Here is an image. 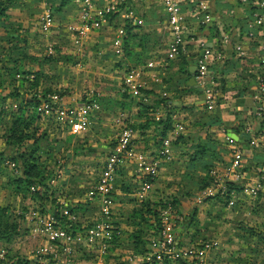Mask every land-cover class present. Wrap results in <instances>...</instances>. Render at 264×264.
I'll use <instances>...</instances> for the list:
<instances>
[{
    "label": "crops",
    "instance_id": "1",
    "mask_svg": "<svg viewBox=\"0 0 264 264\" xmlns=\"http://www.w3.org/2000/svg\"><path fill=\"white\" fill-rule=\"evenodd\" d=\"M199 1L205 2V9L199 10L195 6ZM257 1L187 0L182 5L184 24L187 27V43L182 54L187 56L188 66L195 64V59L200 53V47L197 44L199 40L203 41L214 54L212 63H210L211 67L208 70L211 79L218 80L212 83L214 97L209 107L204 100L199 99V94L203 92L199 93V90L203 89L198 85L195 78L196 86L189 85L187 83L188 79L184 80L185 76L180 70L183 66L181 55H171L168 51L169 34L164 28L165 12L161 0H69L64 5H60L59 0H0V9L3 10V14L0 15V40L6 41L7 44V46L3 44L0 48V88L8 84L5 72H11V77H14L9 82L12 81L11 84H13L14 81L15 88L27 89L25 86L23 87L25 82L21 81V78L25 75L19 72L29 69L28 78H31L35 71L42 73V77L38 79L33 91L49 87L53 91H61L64 102L80 104L84 97L81 98V101H71L70 91L59 89L60 86L63 88L67 86L64 78L66 65L69 64L73 67V72L81 73L88 81L87 89L84 91L85 94H90L91 99L89 98L86 101L97 104L95 100H100V95L103 92L100 91L101 89L98 90L100 84L97 81L90 83L95 79L93 78L94 74H97L96 77L101 74L99 72L101 67H91L89 72L87 69L89 68L88 63L83 64V62L86 58H94L95 56H103L106 60H109L113 55L117 58L118 55L115 54L112 44L115 34L120 30L123 35L125 33L123 27L126 24L132 26L130 33H134L135 36L130 37L127 41L126 47L129 52L126 53L121 48V55L125 56V62L137 58L134 62L137 65V73L136 77L131 80L132 83L130 81V84L125 86L129 88L136 86V90H143L152 98L135 97L134 99L130 95L124 96L125 104L122 108L124 112H122L121 117L125 118L127 122L132 119H141L135 114L136 109L130 108V105L132 107L135 102L152 103L154 110L162 106V113L158 114L162 117L166 116V108L165 105L158 102L159 99L165 98L167 107L169 106L168 102H170L171 105L168 108L175 107L169 110L170 128L162 138L156 136V139L161 140L158 150L163 147L165 141L168 154L166 157L164 155L158 157L160 161L156 163L155 173L160 178V175L164 173H161L164 166L171 168L172 174L170 177L174 182L171 183L174 189L167 192L163 199L175 198L177 200L180 216L178 217L176 236L181 242L179 245L195 243L198 239L208 238V230L217 226L211 220L215 213L209 212L206 207L211 205L213 208H218V206L221 208L222 206V209L225 210L227 209L225 204L228 201H231V206H235V204L238 206L247 201L248 209L251 211L255 203L259 204L262 202L260 198L264 197L262 193L264 191L251 190L262 173L259 171V167L261 162L264 161V146L259 143L251 144L249 136L247 141L242 138L245 126L256 129L262 119L261 114L264 117V98L260 99L257 91L259 89L258 79L261 77L260 70H257V66H253L247 71L241 70L242 74L240 76L237 73L242 68L238 63V67L234 69L222 66L220 71H215L212 67L215 62L221 64L223 59L229 57L232 52L237 55L239 51H243L245 53L243 58L255 64L258 63L256 61L257 57L264 56V7L258 6ZM251 6L256 8L252 10ZM82 11L85 13V18H88L87 20L84 17L82 18L80 14ZM108 13L112 15L110 16ZM258 17L261 19L260 21H258ZM199 24L205 26H203V30L199 28ZM31 25L35 28V31L28 35L21 33L14 35V31L11 29V27L16 29L19 26L28 30ZM79 30H83L82 35L78 33ZM30 36L40 38L41 49L33 50L35 47ZM59 37H63L62 40L66 37L69 45H71L72 40L75 47H72L71 50L69 46L61 45L58 41ZM73 38H76V40H73ZM121 38H119L120 44L122 43ZM230 39L236 41L233 42V46L238 45L239 51L233 48ZM24 43L32 46V49L23 46ZM61 54H64L67 60L62 61ZM47 57H52V60H48ZM115 63L117 66L123 65L124 61L116 59ZM20 64L22 67H20ZM106 66L107 68L110 67L109 65ZM146 70L151 71L154 76L145 77ZM170 77L172 78L170 79ZM189 86H191L190 89ZM173 91L176 95L170 97ZM195 93L198 95L197 100H195L197 97ZM163 94H165V97H162ZM16 98H10V103L13 104L11 108H8L10 116L17 104ZM108 100L113 105L117 104L115 97ZM1 101L3 99L0 97ZM259 106L260 112L257 109ZM186 110L188 113L190 111L192 115L186 113ZM179 111L184 112L183 116L181 115L182 112ZM119 112L121 111L117 109L113 114ZM153 115L157 118L156 114H150L152 118ZM190 116L196 118L191 120L192 122L189 125ZM183 118H186L184 123L181 121ZM179 125L181 127L178 129ZM155 133L153 126L147 129L137 128L135 132L136 142L140 143L141 150L145 151L147 155L156 151V145L153 144L154 140L151 138L153 135H157ZM31 143V140H27L25 145ZM231 143L239 146L243 153V167L241 170L244 172L245 178L241 182V187L239 190L223 192L224 197L208 194V191H206L208 189L207 185L199 187L200 180L205 177L206 172L211 177H219L225 172L231 160ZM201 149L204 150L203 153H199ZM3 150H5V146L1 136L0 151ZM56 152L58 151H55V155ZM70 152L75 160H81L77 154ZM148 158L152 157L149 156ZM68 160L63 161L62 165L60 164L63 171L67 169V166L71 167L72 160ZM9 163L11 164L12 176L17 177L19 175L17 170H14V165L11 162ZM205 165L209 166L206 170ZM121 184L125 183L121 181L112 185V197H114L113 200L117 205V207L116 205L114 207L116 210H120L122 199H124L122 192L125 191L124 193L128 194L127 190L121 187ZM126 198L129 199L130 197ZM65 208L67 211V206ZM204 209L208 211L209 216L203 211ZM72 212L77 214L76 211H68V213ZM118 214L119 216L122 215V211H115L105 223V238L104 235L99 239L94 236L93 240L89 237V241L84 240L82 245H76L80 250L87 247L88 250L85 253L87 255H81L82 251H78L80 254L74 257L72 264H137L145 260V255L150 250L146 247L141 250V241H147L156 236L154 229L147 226L151 222L150 218L142 213L147 220L146 222L138 219L137 222H128L124 225L119 223ZM240 214L241 211H238L237 216H240ZM52 215L57 216L53 213ZM219 215V217L224 216L221 213ZM130 216L133 218L132 215ZM61 218L65 219L66 215L61 214ZM231 218V221L237 219L234 216ZM76 219L79 220V218ZM121 219L124 220L122 216ZM233 225H236V223ZM89 227L91 225L86 227L79 221L72 231L74 233L75 230H80L83 236H86ZM243 227L238 223L237 226L232 228L234 230H245ZM137 229H142L140 230L142 231L140 243H136L132 235ZM223 232L225 235L226 231L223 230ZM239 234L236 235L239 236ZM253 235L249 232L248 236H251V240L257 238ZM72 237L77 238L81 235L76 232L72 234ZM250 239L248 238V249L251 253H254L255 250H252V248L255 246L250 245L254 240L249 242ZM205 240L214 241L216 244L218 242L217 239ZM256 242H258V239ZM89 245H91L90 248ZM45 259L47 260L45 263H47L50 261L51 256L48 255ZM67 260V258H62V260L60 258L59 263L69 264ZM32 261L34 264H40L36 258ZM180 261L183 264L192 262V260L186 261V259L180 258L177 263L181 264ZM247 261L251 264L248 257L243 262ZM202 263L208 264L205 255L202 258ZM154 264L159 263L154 261Z\"/></svg>",
    "mask_w": 264,
    "mask_h": 264
},
{
    "label": "rangeland",
    "instance_id": "2",
    "mask_svg": "<svg viewBox=\"0 0 264 264\" xmlns=\"http://www.w3.org/2000/svg\"><path fill=\"white\" fill-rule=\"evenodd\" d=\"M184 2H187L185 0ZM86 3V2H84ZM88 3V2H87ZM196 6V4H195ZM193 11V9H192ZM82 18L86 17L84 15V12L80 13ZM88 18H85L87 20ZM258 21L261 19L258 17ZM166 24L164 23V28L166 29ZM83 27V26H82ZM85 28V27H83ZM12 31H14V35H17L19 33L23 35H28L32 31H35V28L33 25H31L28 30L26 28H20L19 26L16 27H11ZM18 31V32H16ZM25 31V32H24ZM83 31V30H82ZM167 31V29H166ZM1 32V31H0ZM32 39V43L35 48L33 50H39L42 48L41 43H40V38L38 37H33L30 36ZM14 38V37H13ZM63 37H59L58 41L59 43L64 44V46L68 47L69 49L72 50L73 43L71 40V45H69V42L67 38L65 37L62 40ZM72 39V37H71ZM73 40H76V38H73ZM6 42V41H5ZM3 40H0V48L4 44V46H7ZM81 43V42H80ZM79 43V44H80ZM83 43V39H82ZM22 44V43H21ZM58 45V42H57ZM28 49H32V46H30L27 43H24V45ZM79 46V45H78ZM236 46V45H235ZM234 46V47H235ZM238 46V45H237ZM239 54L235 55V58L238 59L239 66L242 68V70H249L253 66H257V70L259 69L260 76H261V85H259V89L257 91L259 92V98H264V56L260 58H256V61H258L257 64L254 62H250V60L244 59L243 55L245 53L242 51L238 52ZM113 55V54H112ZM175 55H178L177 52H175ZM61 60H67V57L64 56V54H61ZM214 58V57H213ZM212 58V60H213ZM60 59V58H59ZM116 59H122V62L124 61L123 65H118L115 63ZM125 59V60H124ZM137 58L135 57L132 58V61H126L125 56H117V58L113 55L110 57L109 60H106L105 57L101 56H95L94 58L88 57L84 61L83 64L88 63V71L90 72L91 67H101L99 69V76L96 77L97 74L93 75L94 81H92L90 84L94 83L97 81L100 85L98 87V90L101 89L100 91L103 92L102 95H100V101L102 106H99L98 101L97 102V108L93 109L92 111V118L91 120L84 125V127L78 132V133H72L67 132V129L65 126H63L61 123V119H53L49 118V113L43 112V115H39L36 120L33 121V124L35 129H36V134L40 133H46V138L49 139L48 141V146L42 151L39 150V157H40V162L43 166V172L45 174H49L52 171V176L48 180L47 185V191L44 193L46 198H43L40 200V203L37 202L35 197H29L27 199L21 198L20 194H30L32 191L29 189L28 191L25 190V187L20 185L22 187L21 189L24 192L19 191V193H15L13 191V184L11 181L8 179L9 177H12V169L11 164L9 162L0 163V205L2 206H8V211H6L7 214V227L8 230L3 234L6 238L3 240H0V245L2 246H7L9 250H7V253L5 255L6 259H13L14 263L13 264H34L33 259L36 258L40 262V264H60V258H67L69 261V264H72L73 259L76 255H79L80 253L78 251H82L81 255H87L85 254L86 251L88 250L87 247L82 248L81 250L76 247L79 245H82L84 240L91 239L89 238L92 237V234L96 233H90L88 232V236H83L82 232L75 230L74 233L79 232L81 237H72L70 239H65V238H60L63 241V244H56L53 241L49 239V234L46 233V229H44L43 223L45 224L49 218V211H52L53 209H57V211H66V206H67V211L69 207H74L72 211H76L77 214H69V217H72L74 215L75 218H79L78 221L82 223L84 226H89L93 225V228L95 225H98L97 231L101 234L103 230V227L105 223L109 220L110 215H113L115 211H122V215L119 214L117 215V218L119 216V223L120 224H127L132 223V222H137L138 217L132 216L131 218L130 215H133V211H140L141 213H144L145 215H148L150 218L151 222L153 221V217L151 216V211H147L148 209H154L157 213V216H159L160 219H164L167 223H172L174 225V231L176 232V228L178 226V221H179V212L176 213L174 209L170 206H168V203L165 205L164 208H161L159 206L152 205L153 202L157 201L158 198H164L166 193L169 191H173V185L171 183V168L164 166L163 173L162 175H159L157 177V174L155 172L154 175L156 176L154 180L148 185L147 188H140V183L138 181V177H140L138 174V164L142 165L143 162H145V159H147L150 155H147L145 151L141 150L140 143H137L135 138L136 134L135 132L137 131V126L138 123H142V118L140 120L137 119H132L129 120L128 122L125 121V118H122V110L121 107L118 106V104L113 105L111 101L108 99H114V97L119 100V101H124V96L130 95V97L134 98L135 97H141V98H152L149 94H146L145 91L143 90H136V86L133 88L126 87L125 85H129L132 83L131 80H133L136 77V60ZM211 60V61H212ZM210 61V63H212ZM21 63V60H20ZM126 63V65H125ZM106 65H109L110 67L107 68ZM212 65V64H211ZM218 65L217 62L213 64ZM66 72H65V78L64 82L66 88L59 87L61 90H66L70 91L71 101H81V98L84 97L83 101H81L80 104L85 105V101L90 98V94H85L86 92L84 91L87 89V79L82 76L81 73L73 72V67L69 64L66 65ZM71 66V67H70ZM20 67L22 65L20 64ZM263 67V68H262ZM124 69V70H123ZM12 73L11 72H5V76H7V85L5 84L3 87L0 88V97L3 99L1 101V104H5L4 108L1 109V114H0V135L2 136L10 122V111L8 108H11L13 104H11V99L12 97L9 96V93L16 91L19 93L21 96H32L33 95V88L30 87V83H24L23 87L25 86L27 89L23 90L20 88H15L14 81L13 84H11L12 81L9 82ZM154 75L152 74L151 71L146 70V75L145 77H153ZM196 73L194 74V78L196 79ZM92 78V77H91ZM172 77H170L171 79ZM213 82H217L216 80L212 79ZM121 83H120V82ZM123 81H125L123 83ZM131 81V82H130ZM130 82V83H129ZM59 83V81H58ZM90 86V85H89ZM174 90V89H173ZM19 91V92H18ZM41 91L37 89V92ZM65 91V92H66ZM61 92V91H60ZM202 92V90H199V93ZM196 97L195 100L198 99L197 93H195ZM64 95V94H63ZM175 96L176 93L170 94V97ZM20 96V97H21ZM48 96V95H47ZM89 96V97H88ZM162 97H165V94L162 95ZM6 98V100H5ZM63 99V97L61 96ZM76 99V100H75ZM91 99V98H90ZM16 100H18L16 98ZM19 101V100H18ZM64 105H69L71 107L77 106L76 103H67L64 102ZM202 101V100H201ZM135 102L134 105L130 108H135L136 111H139L140 105L143 103ZM148 105L152 106V103H147L144 102ZM79 104V107H81ZM260 107V106H259ZM84 108V107H82ZM120 110L121 112L117 114H113L115 110ZM134 109V110H135ZM154 108H150L148 111L150 114H156L155 116L158 117V114L162 113V106L159 107L157 110H152ZM83 110V109H82ZM261 110H259L260 112ZM182 112L183 116V111ZM186 113L187 110L185 111ZM188 114H191L189 111ZM192 115V114H191ZM260 116V115H259ZM118 117V118H117ZM154 117V115H153ZM262 117V126L259 128L261 131L264 129V117L263 114H261ZM196 117L190 116L189 118V125L192 122L191 120L195 119ZM186 118H183L181 121L184 123ZM195 122V121H194ZM130 123H132V126H130ZM181 126L179 125L178 129ZM258 128V127H257ZM129 131L132 136V138L128 141H124L123 143L120 142V138L122 137L123 131ZM257 130V129H256ZM258 132V130L256 131ZM0 136V138H1ZM68 138V139H67ZM85 140V142H82ZM141 141V140H140ZM80 143L82 146L80 147V152L77 154L78 158L81 160H75L73 156L70 155V151L75 149L76 147L80 146ZM113 143V144H112ZM127 146V147H126ZM128 148L126 150L127 154L129 153L130 155H127L128 157L119 159L117 164H121L122 166H119L118 168L120 169L119 172L115 173L116 170L113 172H109V178L107 180L108 185L112 187L113 183H119L123 182L127 184L128 186V191L126 193H123L124 199H122V204L120 206V210L114 209L115 207V200L114 197L108 196L106 197L105 195L101 194L100 192L96 191L94 193V186L96 185L95 182L99 183V176L101 177L103 173L105 172L104 167H105V158H106V153H108L110 150L114 151H120L121 156H122V148ZM264 148V147H263ZM56 155H55V151ZM70 155V156H69ZM56 156V157H55ZM167 155H165L166 157ZM77 158V159H78ZM72 160L71 167L67 166V169L63 171V169L60 167V164L63 163L65 160ZM68 160V161H70ZM109 161H112L109 158ZM160 160H157V162ZM156 162V163H157ZM264 162V161H263ZM155 163V164H156ZM62 165V164H61ZM161 168V166H160ZM46 169V171H45ZM49 169H51L49 171ZM151 169V168H150ZM48 170V171H47ZM69 170V171H68ZM262 170V168L260 169ZM154 171V170H153ZM262 172V171H260ZM70 173L72 174L70 176ZM263 173V172H262ZM259 176L257 179L258 181L261 182V178L263 177L264 173ZM66 175V176H63ZM49 177V175H47ZM103 178V177H102ZM97 179V180H96ZM46 180V179H45ZM171 180V181H170ZM47 181V180H46ZM208 189L210 190L213 188V186L208 185ZM206 189V191L208 190ZM42 190H45L44 188ZM222 189L217 192V193H212L211 195H219L220 197H224V194ZM248 193V192H246ZM263 196H264V192ZM72 196V197H71ZM69 197L71 198L69 199ZM126 197H130L129 199ZM107 199L109 200L110 204L108 207H104L103 201ZM262 199V200H261ZM264 197L260 198L262 202L259 204H256L253 206V209L249 211L248 209V203L247 201L244 202L243 204L238 205L235 204V206H231V201H228L225 205L227 206V209L223 210L222 206L214 207L209 205L210 207H206V209L211 212L215 213L211 220L214 222L215 225L213 228L208 230V238L205 239H217L218 242L217 244L214 241L211 240H205V239H198L197 242L195 243H186V245L182 246H188V245H195L194 247H197L200 245V243L203 242H208L209 247L205 248V250H202L203 255L206 256V260H208V264H249L247 262H243L247 257L250 259L251 264H264V244H262L260 241H257V238H252L254 242L250 243V245L254 248L252 250H255L254 253H251V251L248 249V238L250 239L251 236L249 237V232L253 233L255 236L264 233ZM146 202H149V206L146 205ZM222 203V202H221ZM41 204V206H40ZM177 204V203H176ZM231 206V208H230ZM237 206V207H236ZM23 207H25V210ZM26 207H34V209L37 211L36 214L33 216H26L25 213ZM117 207V205H116ZM177 211H178V206L176 205ZM205 211L207 216L208 211ZM241 211L240 216H237L238 211ZM108 211L107 217H103L106 215V212ZM126 211V212H124ZM132 211V212H131ZM121 213V212H119ZM224 215L219 217L220 214ZM63 214V213H62ZM19 215V216H18ZM68 215V214H67ZM124 218V220L121 219ZM237 218L231 221V217ZM121 219V220H120ZM129 219V220H128ZM56 217H53V222L55 221L57 224L60 225V227H64L63 223L58 221ZM13 221H15L17 224V229L12 231V224ZM121 221V222H120ZM158 221H160L158 219ZM210 221V219H209ZM89 223V224H88ZM180 223V222H179ZM224 223V224H223ZM230 223H236V225L230 224ZM243 225L245 230H234L232 227ZM132 226L130 225V228ZM93 230V229H91ZM223 230L226 231V234L224 235ZM45 231V232H44ZM101 231V232H100ZM236 231V232H235ZM240 233V234H239ZM97 234V233H96ZM103 234V233H102ZM236 234H239L237 236ZM175 235V233H174ZM253 235V236H254ZM254 236V237H255ZM156 237V238H155ZM89 238V239H88ZM96 239H99L98 235H96ZM157 239V235L152 237L150 240H147V242L144 244V247L150 248L149 244L151 241ZM178 239V237H177ZM10 240V241H9ZM56 240V239H55ZM251 239L249 242L252 241ZM87 241V242H88ZM230 242V243H228ZM181 242L178 239V246ZM75 244V245H74ZM216 245V246H215ZM91 245H89L90 248ZM6 247V248H7ZM42 247L46 248L44 253L46 252L47 254H44L42 251ZM143 247V248H144ZM154 248L151 252L157 251L158 249L156 247ZM180 248V247H179ZM6 250V249H5ZM85 250V251H84ZM51 256V259L49 262L45 263L47 260L45 259L47 256ZM208 255V257H207ZM15 259V260H14ZM186 261H188L187 258H185ZM157 260V259H156ZM17 261V262H16ZM159 261V260H157ZM164 261L162 259L160 260V264H164ZM166 264H178V259H168L165 261ZM253 262V263H252Z\"/></svg>",
    "mask_w": 264,
    "mask_h": 264
},
{
    "label": "built area",
    "instance_id": "3",
    "mask_svg": "<svg viewBox=\"0 0 264 264\" xmlns=\"http://www.w3.org/2000/svg\"><path fill=\"white\" fill-rule=\"evenodd\" d=\"M185 0H161V4L163 6V11L165 12V24L166 29L168 31V36H169V41L167 42V48L168 51L171 55H175V52L178 54H182L184 51V46L187 43V27L184 24V14L182 12V5L184 4ZM245 1V0H241ZM258 6L264 7V0H258L257 1ZM196 7H198L199 10L205 9V2L199 1L196 3ZM85 14V13H84ZM82 30H79L78 33L82 35ZM122 36V32L119 30L117 31V34H115V39L113 40L112 44L114 47V52L118 56L121 55V44L119 38ZM197 44L200 47V53L195 59V73H196V82L198 85L202 87V93L204 95L203 100L205 103L208 105L211 104L212 99L214 97V90L212 89V79L209 75V70H208V65H210V61L214 57V54L212 53L211 50H209L206 45L203 43V41H197ZM235 49L237 51L240 50L239 46H235ZM261 78V77H260ZM258 79L259 85L261 84V79ZM48 95V96H47ZM45 95V99H41V94L40 92H37L36 97L40 98L41 101L36 107V112L37 116H41L42 111L49 113V118L53 119H61L62 125L66 127L67 132L72 133H78L86 123H88L91 118H92V110L97 108V104L95 102H85V105L80 104L81 107H79V104L77 106L71 107L69 105H64L61 96L56 93H49ZM5 105L1 104L0 102V112L2 108H4ZM15 107V106H14ZM84 107V108H82ZM83 109V110H82ZM258 110H260V107H257ZM244 131L249 134L250 137V142L251 144H262L264 146V129L261 131H258L256 133L252 132L250 128L245 127ZM130 130L126 131L124 130L122 133V137L120 138V142L123 143L124 141H129L132 136L130 134ZM230 157L231 160L225 170V172L220 175L219 177H216L217 183L213 184V188L210 190L208 189V194H212L219 192L221 189L224 192V182L229 181V182H236V183H241L244 180V172H242V167H243V153L242 150L239 146L230 144ZM127 147V146H126ZM122 148V156L120 151H111L110 155H107L104 162H105V167L104 170L105 172L103 175L100 177L99 176V183L95 182L96 185L94 186V193L96 191L100 192L101 194L105 195L106 197L109 196V192L111 190V185L109 186L107 183L109 172L115 171V168L118 166H122L121 164H117L118 160L121 158L128 157L127 155H130L129 153L127 154L126 150L128 148ZM167 145L166 142L164 141L163 147L160 148L159 154L160 155H167L168 150H167ZM109 158L112 161H109ZM120 159V160H121ZM159 158L156 156H152V158H147L145 159V162H143L142 165L138 164V181L140 183V188L144 189L147 188L148 185L151 183L148 179H146L144 176L145 175H154L153 172H155V167H156V162ZM119 160V161H120ZM4 163H7L8 161H2ZM1 163V162H0ZM151 168V169H150ZM262 168V170H260ZM154 170V171H153ZM259 171H262L264 173V162L261 164L259 167ZM262 173V174H263ZM103 177V178H102ZM97 180V179H96ZM259 190L260 192L264 191V175L261 178V182L256 181L254 183V188L251 190ZM110 197V196H109ZM110 204L109 200L105 199L103 201L104 207H108ZM26 216L29 215L33 216L34 214L37 213L33 207H29V209L25 212ZM63 213V214H62ZM62 215H66V218L63 219L61 218ZM68 214V215H67ZM71 213H68V211H59V216L57 219L61 223H63L64 227H60L59 224H57L55 221L53 222V215L52 212L49 211V218L48 221L44 224V229H46V233H48L49 239L53 241L56 244H63V241L60 238H65V239H70L72 238L71 234V229L73 228L72 226L76 225L79 223V221L74 217H69ZM108 211L106 212V215L103 217H107ZM55 218V217H54ZM161 218V217H160ZM159 218V219H160ZM63 220V221H62ZM95 224V223H94ZM89 227L88 232L96 233L92 234L93 238L94 236L98 235L99 238H102L104 235V238L106 237V234L104 232V228H106V225H104L102 233L100 234L97 231L98 225H95L93 228V225ZM83 227V226H82ZM160 230L157 234V239L151 241L149 244L150 248L149 250L152 251L156 247L158 250L153 251L152 253H147L145 255V260H142L141 262H138L137 264H154V261L160 264V260L166 261L168 259H180V258H187L188 260H192L191 263L189 264H201L202 258H203V253L202 250H205V248L209 247L208 242H203L200 243L199 246L194 247L195 245H188V246H178V239L176 236V232L174 231V225L172 223H167L164 219H160ZM93 229V230H91ZM100 231V232H101ZM45 232V231H44ZM175 233V235H174ZM88 235V233H87ZM56 239V240H55ZM180 247V248H179ZM43 253L46 250V248L42 247L41 248ZM44 254H47L46 252ZM6 250L3 248H0V264H13L14 261L13 259H6ZM159 261H157V260ZM203 264V263H202Z\"/></svg>",
    "mask_w": 264,
    "mask_h": 264
},
{
    "label": "trees",
    "instance_id": "4",
    "mask_svg": "<svg viewBox=\"0 0 264 264\" xmlns=\"http://www.w3.org/2000/svg\"><path fill=\"white\" fill-rule=\"evenodd\" d=\"M68 1L69 0H59V3H60V5H64ZM250 8L253 10L256 7L251 6ZM1 14H3L2 9H0V15ZM108 14L110 16L112 15L111 13H108ZM108 14H106V15H108ZM203 26L204 25L200 26V24H199V28L201 30L204 29L205 26L204 27ZM131 27L132 26H129L128 24H126L123 27V30L125 33H123V35L121 36L122 37L121 38V40H122L121 48L123 49L122 51L125 50L126 53L129 52L127 47H126L127 41L129 40L130 37L135 36L134 33H130ZM230 41L232 42V46H233L234 45L233 42L235 40L230 39ZM233 48H235V47L233 46ZM180 55H179L180 58L183 60V63H182L183 66L180 68V70L185 76L184 80L185 79L187 80L190 77V72L188 70L189 66H188V62L186 60L187 56L184 54H180ZM47 59L52 60V57L51 58L47 57ZM189 61H190V59H189ZM237 63L239 64L238 59L235 58V53L232 52L229 57L223 59L221 64L214 65L212 67L215 71H220L222 66L234 69L235 67L236 68L238 67ZM189 64H190V62H189ZM210 67L211 66L209 65L208 69ZM241 70L242 69H240V71L237 73L240 76L242 74ZM19 73H21L22 75H25V77L21 78V81H23L25 83H30V87L33 89L36 87L38 79L40 77H42L41 72L35 71L33 73L32 77L28 78V75L30 74L29 69L26 71H21ZM214 75H215V73H214ZM188 88L190 89L191 86H189ZM40 92H41V99L42 100L46 98L45 95H47L49 93H53V92H56L60 96H62V92L56 91V90L53 91L49 87L43 88ZM32 93H33V95L29 96V97H26V96L20 97V94L17 93L16 91L9 93V96H11V97L16 98L17 96H19V97H17V99L19 101L17 100V104L15 105V109L11 113V116H10V123H9L5 133L2 135V141H3V145L5 146V150L0 151V162H2V161L11 162L14 165V167H13L14 170H17V172L19 174L17 177L12 176V177L7 178L8 179L7 183H9V180H10L11 183L13 184V191L18 194L19 191L24 192L21 189L22 187H23V189L25 187L26 191L31 189L32 191L30 192V194H27V192H26V194H20L22 200L27 199L29 197H35L36 200H38L37 202L40 203V200H42L43 198H46L44 193H46V191H47L48 182L50 183L48 178L50 179V177L52 176V171L49 174H45L43 172V166L40 162L38 150L43 151L48 146L47 140H49V139L46 138V133H40L39 135L36 134V129H35L34 125H32L33 121L36 120V118L38 117L37 112H36V107L38 106V104L41 101L40 98L36 97L37 91H33ZM85 102H87V101H85ZM98 102L101 105V101L99 100ZM158 102H161L163 105H165V108H166L165 109L166 110L165 111L166 112L165 117L158 116L157 118H155V117L152 118V116H150L148 110L151 107L154 108V105L151 106V105H148L145 103L140 105L139 111H137L135 113L138 118H142V120H143L141 124L138 123V125H139V126H137L138 129H147L150 126H153V128L156 132L155 134H157V135H153V137H151L154 140L153 144L156 145L155 146V149H156L155 153L154 152L149 153V155L151 157L152 156L161 157V155L158 153L159 152L158 149H159L161 140L156 139V136H158L159 138H162L164 136L165 132L170 128L171 123L169 120V110H170V108L171 109L175 108L174 106H171L170 108H168L171 105V103L168 102L169 106L167 107V102H166L165 98L159 99ZM155 103H156V101H155ZM117 104L119 107L123 108L125 102L117 100ZM180 108H183V107H180ZM180 108H177V109H180ZM152 110H154V109H152ZM0 114H1V112H0ZM213 117L215 118L216 116H213ZM262 122L263 121L261 119V121H259V123H258L259 127L256 128L258 131L260 130L259 128L262 126ZM130 126H132V124H130ZM245 127H247V126H245ZM256 129L252 128L251 131L256 133V131H257ZM242 135H243L242 136L243 140L247 141V137L249 136V134L246 133L245 131H243ZM27 140H31L32 143L25 145ZM82 142H85V140H83ZM81 146H82V144L80 143L79 147H76L75 149H73L72 150L73 154H78L80 152ZM203 152H204V150L201 149L199 153H203ZM110 154H111V150L108 153H106V155H110ZM261 164H263V162H261ZM118 167L115 168V170H116L115 173L120 171V169ZM208 167H209L208 165H205L204 166L205 170L208 169ZM50 170L51 169H49V171ZM45 171H46V169H45ZM47 175H49V177H47ZM144 177L146 179H148L150 182H152L155 175H152V176L151 175H145ZM200 182L201 183H200L199 187L201 188V187H205L206 185L208 186L209 184L211 185V184L217 183V179H216V177L209 176L208 173L206 172L205 177H203L202 180H200ZM20 185L22 187H20ZM121 187L124 190L128 191V186L126 184H121ZM240 187H241V183L229 182V181L224 182V192L225 193H227L231 190H239ZM43 188L45 190H42ZM108 194H109V196H112V188ZM167 203H168V206H170L169 209H171V207H172L176 213L179 212V211H177V208H176L177 200L175 198H173V199L172 198L171 199H167V198L166 199H158L157 201L153 202L152 205L164 208ZM146 205L149 206V202H146ZM40 206H41V204H40ZM8 208L9 207L7 205L6 206L0 205V240H3L4 238H6L3 234L8 230V227L6 225L7 220H8V218H7L8 216L6 214V211H8ZM23 208L24 209H22V210H25V207H23ZM28 209L29 208L26 207V210H28ZM33 209H34V207H33ZM73 209H74V207H69L68 211L71 212ZM147 211H151V214H152L151 216L153 217V221L150 222V224H147V226H150L152 229H154V233H155V235H157L159 230H160V227H159L160 221H158L159 216H157V213L154 209H151V210L148 209ZM50 212L57 215L56 218L59 216V211H57L56 208ZM132 216L138 217L140 221H144V222L147 221L145 219V217H143V214L140 211H133ZM17 224L18 223L13 221V224L11 226L13 229L12 231H14V233H12V234L16 233L15 230L17 229L16 228ZM76 226H77V224L72 226L73 228L71 229V234H74L72 230H74L76 228ZM140 230H142V229H137V231H135V233L132 234L134 237V241L136 243H140V241H141L140 234L142 231H140ZM256 237H257L258 241H260L262 244H264V233L259 234ZM141 242H142V249L141 250H143L144 244L147 241H141ZM6 247L7 246L0 245V248L6 249V253H7V250H9V248L8 247L6 248ZM181 262L182 261H180V263ZM163 263L166 264L165 261ZM181 264H183V263H181Z\"/></svg>",
    "mask_w": 264,
    "mask_h": 264
},
{
    "label": "water",
    "instance_id": "5",
    "mask_svg": "<svg viewBox=\"0 0 264 264\" xmlns=\"http://www.w3.org/2000/svg\"><path fill=\"white\" fill-rule=\"evenodd\" d=\"M188 70H189V72H190V77H189L187 83H188L189 85H194V86H196V83H195V80H194L195 65L189 66V67H188ZM203 97H204L203 93H200V94H199V99L203 100Z\"/></svg>",
    "mask_w": 264,
    "mask_h": 264
}]
</instances>
